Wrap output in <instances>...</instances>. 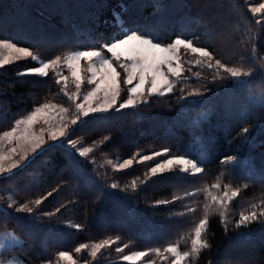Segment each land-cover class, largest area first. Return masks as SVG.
I'll use <instances>...</instances> for the list:
<instances>
[{"label": "trees", "instance_id": "1", "mask_svg": "<svg viewBox=\"0 0 264 264\" xmlns=\"http://www.w3.org/2000/svg\"><path fill=\"white\" fill-rule=\"evenodd\" d=\"M262 1L0 0V39L43 59L99 49L135 31L163 44L191 39L225 68L253 71L236 81L223 68L197 64L195 74L186 72L172 91L91 114L73 126L69 138L91 147L85 156L53 143L0 175V232L13 231L21 240L0 250V259L61 264L64 251L88 264H139L122 255L180 248L204 219L207 247L187 264H264V103L250 96L264 93L257 67L264 63V9H250ZM35 66L21 59L0 67V134L42 102H71L52 72L18 75ZM146 155L152 159L126 168L102 162ZM175 156L194 160L201 172L150 174L159 161ZM229 156L232 162L225 161ZM216 187L229 196L221 205L207 204L205 212L200 204ZM253 213L255 219L238 223ZM104 241L109 243L96 256L85 250ZM81 245L86 247L76 252Z\"/></svg>", "mask_w": 264, "mask_h": 264}, {"label": "snow or ice", "instance_id": "2", "mask_svg": "<svg viewBox=\"0 0 264 264\" xmlns=\"http://www.w3.org/2000/svg\"><path fill=\"white\" fill-rule=\"evenodd\" d=\"M264 9V4H261L259 8H252V12H259ZM180 46L185 49H190L193 53H198L200 56L208 58L211 60V54L205 50L203 47H195L193 41L184 38H175L172 42L168 43L166 46L158 40H154L149 36H145L142 32H128L127 34L116 38L113 37L111 42L102 44L99 49H89L83 51H76L69 56L65 57L67 61V66L72 70L71 74L76 80V88L81 87V77L79 74L80 61H88V71L91 73L90 78L87 83L92 85L94 88L83 96L82 103H76V112L74 118L71 119V124L76 125L83 121V118L95 113L107 112L112 109L117 111L120 109L127 108L137 103V99H142L145 94L152 95L155 93L164 94V92L172 91V84L165 75L163 68L167 67L168 72L174 76H180V66H172V61L175 54ZM0 49H7L16 55L5 56L0 59V67L14 62V60L23 57H30L33 61H37L38 57L33 55L32 52L26 47H17L15 43L8 42L7 40H0ZM110 54V55H109ZM61 57L57 56L55 59H51L47 62L40 61V66L26 69L23 73H18V75H38L41 78L47 77L49 75L48 69L50 67H55L59 65ZM115 64H118L120 68L124 70V76L122 78L123 85L127 87L128 99L123 103H118L120 99V93L122 91L120 85V73L117 71ZM216 64L223 68L225 72L230 73L233 78H239L242 75L247 76L250 73L242 72L238 69L225 68L220 61H216ZM208 67L211 68L212 65L209 63ZM199 75V73H197ZM66 79V78H65ZM57 83H60L57 80ZM146 85H148L146 87ZM74 99V97H70ZM118 105V107H117ZM56 105L45 104L41 107H37L35 111L23 120H17V127L13 128L10 132H4L3 137L12 138L15 135L17 141H23L24 144L30 146L31 153H36L37 150L41 149L42 146L49 144L50 142H63L70 146L76 154L83 157L90 149H78L77 142L69 138V125L63 123V125L55 130H49L48 141L46 142L43 136V129H41V134L37 135L31 131L32 126L37 123V119L41 114L47 115L46 109H55ZM61 113H65L68 110L60 108ZM63 119V118H61ZM45 123H48V119H45ZM23 125V128L19 126ZM250 130L245 128L243 132L246 134ZM247 138V137H246ZM105 139H108L105 137ZM66 141V143H65ZM19 146V145H18ZM167 151V150H165ZM11 152L15 153L16 148H12ZM27 152V149H26ZM155 156H160L162 153H154ZM30 157L27 155L20 156V162L10 163L7 166L3 163L5 160H9L10 157L0 156V174L7 173L8 175L13 172V170L18 169L26 160ZM151 156H143L142 160H150ZM233 157L229 156L225 158L226 162H232ZM23 162V163H21ZM132 163L131 160H125L120 168H125ZM183 166L181 168L184 172H189L190 170L194 173L201 172V167L198 166L196 162L192 159L185 157H173L163 160L161 163H157L155 167L150 169L152 176L157 174H163L166 170H171L173 165ZM113 188L116 185H112ZM134 187V185H133ZM236 193H233L235 196ZM40 200H36V204H40ZM159 203V202H157ZM12 207V205H9ZM22 209H26L29 213L32 212L31 208H27L26 205L21 206ZM20 210V209H18ZM264 215V212L261 213ZM255 213L251 215H241L238 223L245 224L250 222V220L255 219ZM205 220H201L199 226L195 231V238L192 240L193 252L199 250V246L207 247V245L202 243L201 232L205 227ZM79 228V225H76ZM5 242H15L20 243L18 238L11 232L3 233L0 232V249L6 247ZM109 241H104L102 244H96L93 246L92 256H96L97 252L103 248ZM86 245H81L76 248V252H80L82 248ZM117 251H120L118 248ZM164 251L173 253L176 255V259L172 264H180V260L183 257L188 256L189 253H183V256L177 254L175 247H168ZM137 257H143L146 255L145 252H138L135 254ZM61 259H71L67 252L61 251L59 253ZM124 260H129L131 257L124 256Z\"/></svg>", "mask_w": 264, "mask_h": 264}, {"label": "rangeland", "instance_id": "3", "mask_svg": "<svg viewBox=\"0 0 264 264\" xmlns=\"http://www.w3.org/2000/svg\"><path fill=\"white\" fill-rule=\"evenodd\" d=\"M261 4H264V1H262L261 3H258V4L251 5L250 9L252 10V8H259V6ZM259 12H256V13H259ZM187 40H191V39H187ZM8 42H10V41H8ZM167 44L168 43H166L164 45L166 46ZM194 46L195 47H201V46H198L196 44H194ZM17 47H21V46H17ZM205 50H207V49L205 48ZM76 51H83V50H81V49H73V50L67 51L62 56H60L61 60H60L58 66L50 67L47 70L48 72H52L56 76V80L60 81V83H58V84L60 85L62 93H64L68 97V99H70V97H74V99H70L71 102L68 105H63V104L56 103V102H53V101L42 102V103L36 105L28 113L18 117L15 120L13 126L11 128H9V129H7L4 132L12 131L13 128L17 127V124H16L17 120L26 119V117L31 115L35 111V109L37 107H41L42 105H45V104L56 105L57 107L55 109H46L45 112L47 113V115L41 114L38 117L37 123H35L32 126V129H31V131L33 133L39 135V134H41V129H43L44 130L43 131L44 139H45L46 142H49L48 141V132H49V130H55V129L61 127L63 125V123H67L69 125V131L71 130V128L73 126H75V125L71 124V119L74 118V115H75V112H76V103H82L83 102V96L86 95L89 91H91L92 88H94V86H95L94 84L90 85V84L87 83L88 79L91 76V73L88 71L89 62L81 60L80 61V70H79V74H80V77H81V87H80V89L76 88V80L72 76V74H71L72 70L68 68L67 61L65 59V57L69 56L70 54H72V53H74ZM32 54L38 57V60L35 61L36 62V66L35 67L40 66V61L47 62V61L51 60V59L40 58L37 54H34L33 52H32ZM15 55H16L15 53H12V52H10L7 49H0V59H3L5 56L14 57ZM55 58H52V59H55ZM21 59H31V58L30 57L21 56L20 59H18V60H21ZM262 59H264V56L262 57ZM14 61H17V60H14ZM216 61H217V59L213 56V54H211V60H209L208 58L200 56L198 53L191 52L190 49H185L183 46H180L179 49L177 50L176 54H175V57H174L173 61H172V66L173 67H176V65L179 64V66H180V76L172 75L170 72H168L167 67L163 68V71H164L165 75L167 76V78L169 79V81L171 82L172 87H173L175 82L177 81V79L181 78L182 75H184L186 72L187 73L189 72V74H191L190 76L195 74L194 66H196L197 64H205V65L208 66V64L210 63L212 65L211 68H214V69L220 68L216 64ZM115 66L117 68V71L120 73V85H121V88H122V91L120 93V99H119L118 103H123L125 100L128 99V94H127V90L126 89L129 86L123 85V82H122V78L124 76V70L122 68H120L118 64H115ZM257 67L264 75V63H258ZM227 68L238 69V70H240L242 72H248L250 74L253 72V71L251 72V71H247V70H244L242 68H236V67H227ZM249 75H247V76H243L242 75L241 77L234 78V79L236 81L237 80H241V79H246ZM147 86L148 85H146V87ZM165 93H168V92H164V94ZM155 94H159V93H155ZM149 96L150 95H148L146 93L145 96L142 99H140V98L137 99V103L145 101ZM250 96L252 98H254L255 100H257V101H259L261 103H264V93H262V92H259L257 94L251 93ZM60 108L67 109L68 111L65 112V113H61L59 111ZM61 118H63V119H61ZM45 119H48V123H45ZM19 127L23 128L24 126L21 125ZM4 132H2L0 134V137H3ZM73 140L77 142V148L78 149H84V148L91 149L90 145L82 144L79 139H73ZM53 143H58V144H61V145H65V146H68L70 148L69 145L64 144L63 142H50L49 144H46L45 146H42L41 149L37 150V152L33 154L30 151V146L24 144V142L22 140L21 141H17L16 138H15V135H14L12 138L0 139V156L10 157L9 160L3 161L5 166H7L10 163L20 162V156L21 155H27L30 158L28 160H26L24 163L21 162V163H23L19 167V168H21L26 163L31 161L39 152H41L47 146H49V145H51ZM65 143H66V141H65ZM12 148H16V152L15 153L11 152ZM26 149H27V152H26ZM146 156H151V155H146ZM175 157H183V156H175ZM169 158H173V157H169ZM169 158H166V159H169ZM185 158H187V157H185ZM125 160H131L132 163L137 162V161H143L142 157L139 158V159H134V158L131 157L129 159H124V160L123 159H119V158H106L102 162L105 165H107L108 167L120 168V165ZM161 162H163V160L159 161L158 163H161ZM155 165L153 167H155ZM198 166H200V165H198ZM182 167L183 166L174 164L172 166L171 170L182 171L181 170ZM182 172H184V171H182ZM190 172H192V171L190 170ZM5 174H7V173H5ZM0 175H3V174H0ZM228 196H229L228 193H226L225 191L222 192L220 190V187H216L215 188V192H207V194L204 195V202L201 203L200 205H202V207H203V209L205 211V207H206L207 204L211 205V203L212 204L213 203H217V205L218 204L221 205V204L224 203L225 199ZM205 212H207V211H205ZM202 220H204V219H202ZM198 226H199V224H198ZM195 231L193 232V234L191 236V239L189 240L190 243H186L180 248L177 245L171 246V247H175L176 248L178 255L183 256V253H185V252L189 253L188 256H185V257H183L182 260H180V264H187L188 263V259L192 255L195 256V254L197 253V251L193 252V245H192V240L195 238ZM8 232L13 233L18 238V240L21 242L20 238L13 231H5L3 233H8ZM202 232H203V230H202ZM202 232H201V239H202V243L204 244V238L202 236ZM5 243H6V247L5 248L17 245V243H15V242H5ZM96 244H102V243L91 244V245H89V246H87L85 248V250L87 252H89L91 257H93L92 256L93 246L96 245ZM202 248H203L202 246H199V250L202 249ZM0 250H2V249H0ZM138 252H145L146 255L143 256V257H137L135 254L138 253ZM68 254L71 257V259L70 260L69 259H61V262H62L61 264H88V262H86V261H84V262L78 261L77 262L70 253H68ZM124 256L131 257V259L125 260V261H127V262H138L139 264H172V262L176 259V255H174L173 253H169V252H166V251H164L163 253H160L159 250H153V251L131 250V251H128L127 253H124L122 255V258ZM0 264H26V263H24L21 260H18L17 258L14 257V258H11V259L6 260V261H3V260L0 259Z\"/></svg>", "mask_w": 264, "mask_h": 264}]
</instances>
